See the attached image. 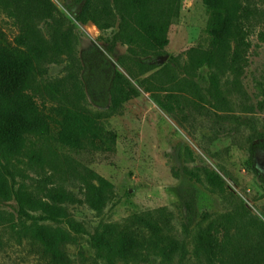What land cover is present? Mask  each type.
Here are the masks:
<instances>
[{
    "label": "rangeland",
    "instance_id": "rangeland-1",
    "mask_svg": "<svg viewBox=\"0 0 264 264\" xmlns=\"http://www.w3.org/2000/svg\"><path fill=\"white\" fill-rule=\"evenodd\" d=\"M50 1L55 19H36L33 27L50 40L71 32L74 53L72 60L43 65L39 81L44 88L58 84L67 91L78 85L84 95L80 103L61 95L55 101H37L54 119L74 103L94 114L98 127L88 133L83 150L33 140L31 146L45 161L33 165L22 156L9 168L16 174L12 185L25 184L38 197L59 188L83 199L84 178L92 174L113 184L114 193L101 213L86 204L64 206L87 230L77 236L76 263L97 260L92 235L100 225H122L145 212L158 211L180 248L171 261L149 251L134 264H206L197 249L199 235L211 223L220 225L227 219L250 230L249 240L263 239L257 223H264V0H242L245 9L237 39L217 67L194 63L193 51L201 53L211 45L210 13L203 0H177L169 45L147 54H134L129 45L116 43L121 22L112 0ZM104 8L112 17L106 31L90 19L82 20ZM0 31L10 41L20 33L2 10ZM236 50L241 60L234 56ZM213 73L219 76L220 96L211 88ZM119 75L138 96L115 108L112 95ZM154 94L170 111L159 106ZM12 221L18 223L16 203L0 202V264H49L42 249L9 230Z\"/></svg>",
    "mask_w": 264,
    "mask_h": 264
},
{
    "label": "trees",
    "instance_id": "trees-1",
    "mask_svg": "<svg viewBox=\"0 0 264 264\" xmlns=\"http://www.w3.org/2000/svg\"><path fill=\"white\" fill-rule=\"evenodd\" d=\"M209 13L208 33L210 49L197 53V67H217L227 58L232 43L237 39L238 27L243 22L242 0H203ZM117 10L120 29L115 35L116 43L130 46L132 53H158L169 45L170 19L178 13L177 0H112ZM0 10L14 20L20 33L10 41L0 31V202L14 201L17 205V221L11 222L9 230L22 241L42 249V256L49 264H81L73 259V250L79 246L78 237L87 234L65 209L69 204H86L98 213L103 212L114 193V186L96 174L84 178L79 199L72 193L53 188L44 197L31 193L25 184L12 185L15 172L10 163L22 156L33 165L45 161L40 150L31 146L33 140L52 141L72 149L83 150L88 142V133L98 127V118L74 103H69L60 119H54L41 108L40 97L55 101L61 95L75 97L80 103L84 93L78 85L67 91L60 85L44 88L39 81L43 65L65 59L72 60L74 47L71 32L61 39H47L35 30L33 21L39 19L50 23L55 19L56 8L50 0H0ZM107 8L96 9L82 20L90 19L102 31L111 27ZM106 16V18H105ZM244 40L242 39L241 42ZM115 43V45H116ZM236 58L241 54L236 50ZM232 55V61L235 62ZM214 94L220 96L219 76H210ZM146 90H151L146 87ZM159 106L167 111L171 107L154 94ZM138 96V90L125 84L122 76L115 80L113 106ZM176 98L175 96H173ZM95 181V182H94ZM155 212H145L129 217L124 224L100 225L92 242L96 252L94 264H134L151 251L154 257L171 261L180 244L167 232ZM44 221L64 227H49ZM217 225L211 223L197 240L198 253L206 264H264V223L259 222L263 239L249 240L247 228L231 224L229 219ZM255 229L254 227H250ZM221 234L222 239L217 235ZM231 235L232 240L228 237ZM199 253V254H200Z\"/></svg>",
    "mask_w": 264,
    "mask_h": 264
}]
</instances>
